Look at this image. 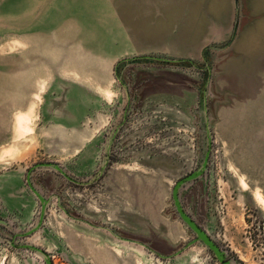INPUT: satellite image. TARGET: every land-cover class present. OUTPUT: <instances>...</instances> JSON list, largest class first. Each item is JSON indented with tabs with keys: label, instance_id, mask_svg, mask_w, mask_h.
<instances>
[{
	"label": "rangeland",
	"instance_id": "374dc122",
	"mask_svg": "<svg viewBox=\"0 0 264 264\" xmlns=\"http://www.w3.org/2000/svg\"><path fill=\"white\" fill-rule=\"evenodd\" d=\"M86 1L0 0V264H221L174 191L225 261L264 264L261 66L104 63Z\"/></svg>",
	"mask_w": 264,
	"mask_h": 264
},
{
	"label": "crops",
	"instance_id": "0c3cea01",
	"mask_svg": "<svg viewBox=\"0 0 264 264\" xmlns=\"http://www.w3.org/2000/svg\"><path fill=\"white\" fill-rule=\"evenodd\" d=\"M85 3L98 17L94 32L103 41L98 46L102 48L99 58L104 63L118 64L149 55L197 61L206 48L223 45L230 58L244 60L253 67V72L261 66L264 79V0H87ZM85 13L84 10L77 14V20L82 22V25L77 20L73 22L77 29L86 23Z\"/></svg>",
	"mask_w": 264,
	"mask_h": 264
},
{
	"label": "water",
	"instance_id": "95a60500",
	"mask_svg": "<svg viewBox=\"0 0 264 264\" xmlns=\"http://www.w3.org/2000/svg\"><path fill=\"white\" fill-rule=\"evenodd\" d=\"M30 189L32 190V192L37 196L36 191L29 185ZM173 199H174V203L176 206V209L178 211V214L180 216V218L182 219V221L196 234L198 240H200L205 246H207L216 256V258L218 259V261L221 264H230L229 262L224 260V257L222 255L221 252H219L218 248L216 247V245L210 240V238L207 236V234L201 230L182 210L179 202H178V198L176 195V191L173 192ZM43 217V211L41 212V216H40V220ZM0 223H4L6 224L4 221H0ZM28 247V246H27ZM30 248V247H28ZM35 251L39 252L43 257H45V255L37 250L34 249ZM47 263H49L47 261Z\"/></svg>",
	"mask_w": 264,
	"mask_h": 264
},
{
	"label": "bare ground",
	"instance_id": "6f19581e",
	"mask_svg": "<svg viewBox=\"0 0 264 264\" xmlns=\"http://www.w3.org/2000/svg\"><path fill=\"white\" fill-rule=\"evenodd\" d=\"M17 127L18 129H24L26 128V118L25 117H19L17 119Z\"/></svg>",
	"mask_w": 264,
	"mask_h": 264
}]
</instances>
